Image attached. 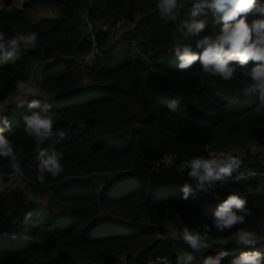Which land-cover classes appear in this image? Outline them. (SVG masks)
<instances>
[{
	"label": "trees",
	"instance_id": "obj_1",
	"mask_svg": "<svg viewBox=\"0 0 264 264\" xmlns=\"http://www.w3.org/2000/svg\"><path fill=\"white\" fill-rule=\"evenodd\" d=\"M18 1L4 0L0 23L6 33L35 32L37 47L21 48L11 56L0 51V102L16 94L17 79L27 80L34 66L44 62L39 71L48 96L27 100L53 105V135L38 144L25 133L21 115L27 101L5 116L23 178L53 196L47 205L32 204L10 213V228L0 231L4 264H76V259L82 264H121L123 252L133 264H147L157 256L176 264L177 254L191 249L179 234L172 239L167 225L176 219L203 231L202 225L211 222L230 192L247 199L245 223L210 235L229 236L236 227L254 232L264 222V192L257 178H246L247 171L264 177L262 153L242 160L223 185L217 181L223 187L219 199L205 198L203 192L183 199L186 181L162 180L153 172L168 151L190 160L204 153L205 143L225 153L249 143L264 148V102L258 93L242 92L246 78L240 69L225 81L204 73L198 61L186 69L178 67L172 49L176 42L191 43L199 51L196 37L184 40L180 31L189 19L191 0L176 19L160 17L157 0H22V7L16 8ZM37 8L55 9L59 17L33 20L31 12ZM133 13L142 18L116 42L109 43L106 33H96L102 55L93 67L74 61L92 46L84 32L85 14L92 23L107 24ZM207 19L211 25L212 18ZM85 77L87 84L82 83ZM52 148L64 154V170L55 178L46 175L41 185L35 179L38 154ZM16 173L8 158H0L1 175ZM106 174L118 176L100 189L94 178ZM238 174L243 178L236 179ZM222 250L229 253L222 261L226 264L251 246L233 241L193 254L202 255V264L205 256ZM255 250L264 252V242Z\"/></svg>",
	"mask_w": 264,
	"mask_h": 264
},
{
	"label": "clouds",
	"instance_id": "obj_2",
	"mask_svg": "<svg viewBox=\"0 0 264 264\" xmlns=\"http://www.w3.org/2000/svg\"><path fill=\"white\" fill-rule=\"evenodd\" d=\"M181 0H157L156 8L162 18L174 19L177 9L183 8ZM211 17V25L207 17ZM206 29L208 31L206 32ZM180 31L184 40L196 37L194 51L191 43L176 42L172 49L178 57V67L189 68L194 62H199L201 70L222 80H231L237 69L246 78L242 89L244 94H259V100L264 102V0H191L189 19L181 23ZM202 33H205L201 35ZM37 35L35 32L25 34L5 31V25L0 23V51H7L11 56L23 46L24 50L35 49ZM7 58V57H6ZM252 62L249 65V62ZM37 84L32 80L17 79L14 84L16 107L22 108L27 101V108L22 113L24 131L39 144L53 135V105L47 100L27 97L37 95ZM0 158H8L14 172L21 171L18 156L9 138L10 121L0 113ZM63 137L64 132H58ZM204 153L193 156L187 164L179 169L187 168L188 177L193 183L185 182L181 191L183 199L196 192L208 193L215 187L217 181L221 185L232 177L241 165V160L224 151L217 150L212 144L203 145ZM39 162L36 165V181L43 185L46 175L57 177L63 170V153L55 148L41 149ZM165 166L172 165L169 156L164 157ZM238 174L236 179H242ZM219 199V195H215ZM247 199L240 192H230L212 214L210 223L202 225L201 230L184 225L179 230V238L191 251L185 250L177 254L176 264H193L196 259L194 252L202 249H214L216 246H227L233 241L251 250L242 251L231 257L226 264H264V252L255 250L258 243L255 232L243 227H236L234 234L229 236H212L215 230L219 233L243 225L249 209L245 207ZM180 219L179 213L176 214ZM171 238L176 239L177 233L172 232ZM229 255L227 250L207 255L202 264H222Z\"/></svg>",
	"mask_w": 264,
	"mask_h": 264
},
{
	"label": "rangeland",
	"instance_id": "obj_3",
	"mask_svg": "<svg viewBox=\"0 0 264 264\" xmlns=\"http://www.w3.org/2000/svg\"><path fill=\"white\" fill-rule=\"evenodd\" d=\"M21 4L22 0L19 1ZM183 5L185 6L188 0H181ZM2 0H0V8L2 7ZM21 4L18 6L21 7ZM17 6V7H18ZM182 8L177 9L175 18H177L179 11ZM52 11H48L46 8H38L36 11L32 12V18L42 19L44 17H52ZM142 15L140 13H133L126 18L121 19H113L109 23L99 22V23H91L94 27L95 33H106L108 35L109 43L116 42L125 32L132 30L135 26L134 22L140 20ZM84 20V32L87 35L88 30L86 27L87 18L83 16ZM133 20V21H132ZM106 26V27H105ZM12 34V33H8ZM23 48V46L21 47ZM44 62H41L34 66L32 73L28 76L27 80H32L37 84V95L36 97L48 96L43 90L41 86L42 76L40 74V68L43 66ZM89 82V78L85 77L82 80L83 84H87ZM16 105V94L10 97L5 102H0V113L8 114L10 113V108ZM227 153L235 155L241 161L249 160L251 155L261 154V160L264 162V148H260L256 146L254 143H249L244 148L240 149H231ZM155 176L162 180H178V181H186L188 183H193L188 174L175 173V172H162V171H153ZM246 178H257L258 189L259 191L264 192V177H256L254 176L252 171H247ZM117 174H106V175H96L94 178V182L97 186L102 189L105 186V183L110 182L117 178ZM186 177V178H185ZM194 184V183H193ZM223 187L218 185L217 188L211 189L208 193H204V197L208 199H216L215 195H219L220 190ZM53 196V192L51 191H38L33 188L22 176L19 171L16 174L10 176H3L0 174V207H1V216H0V231H4L10 228L9 224V215L12 211L17 209L26 208L32 204H43L47 205L49 203L50 198ZM220 197V196H219ZM105 215L106 212H103ZM107 215V214H106ZM113 218H117L113 216ZM127 221V220H124ZM185 225V222L173 219L168 225V230L172 232H176L179 234V230ZM257 235L258 243L260 244L264 242V222H262L254 231ZM196 259L193 261V264H199L201 260V254H194ZM76 259V258H75ZM121 264H133L128 260L126 253H122L120 256ZM0 264H4L2 259L0 258ZM76 264H82L78 259H76Z\"/></svg>",
	"mask_w": 264,
	"mask_h": 264
},
{
	"label": "built area",
	"instance_id": "obj_4",
	"mask_svg": "<svg viewBox=\"0 0 264 264\" xmlns=\"http://www.w3.org/2000/svg\"><path fill=\"white\" fill-rule=\"evenodd\" d=\"M91 23L92 22H90L89 20H87L86 22L88 35L90 36V39L92 41L91 49L88 53L84 54L83 56L77 57L74 59L75 62H77L78 64H81L84 68H87V69L93 67L96 60L102 55V49L97 43V40H96L97 36H96L95 30H93L94 27ZM165 156H169L172 159V165L170 167L165 166V162H164ZM187 161H188L187 158H185L184 156H182L181 154L177 152H174V151L164 152L161 155L160 159L156 162L154 170L162 171V172L182 173L185 175L187 174V171H188L187 168L185 167L183 170H180L179 166L182 164L186 165ZM253 174L254 176L256 175L255 173ZM218 185H219L218 182H216L214 188H217ZM147 264H173V262L169 257L157 256V257H153L149 259Z\"/></svg>",
	"mask_w": 264,
	"mask_h": 264
},
{
	"label": "crops",
	"instance_id": "obj_5",
	"mask_svg": "<svg viewBox=\"0 0 264 264\" xmlns=\"http://www.w3.org/2000/svg\"><path fill=\"white\" fill-rule=\"evenodd\" d=\"M2 2H4V0H2ZM18 3H19V5L21 4L19 1L16 3V8H21L22 7V4H21V7L20 6H18ZM3 4V3H2ZM18 6V7H17ZM2 9H3V5H2V7L0 8V12L2 11ZM38 9V8H37ZM37 9H35L34 11H36ZM48 11H52V17H44V18H42V19H35L34 17L32 18L33 20H37V21H44V20H47V19H49V18H57V17H59V12L57 11V10H55V9H47ZM31 17H32V12H31ZM84 17H86L87 18V14H85L84 15Z\"/></svg>",
	"mask_w": 264,
	"mask_h": 264
}]
</instances>
